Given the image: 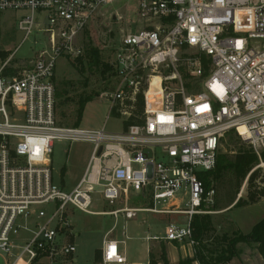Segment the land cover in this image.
<instances>
[{
	"label": "built area",
	"instance_id": "built-area-1",
	"mask_svg": "<svg viewBox=\"0 0 264 264\" xmlns=\"http://www.w3.org/2000/svg\"><path fill=\"white\" fill-rule=\"evenodd\" d=\"M113 1L0 0V12L26 11L16 24L22 41L34 31L51 40L50 55H33L30 67L4 75L7 62L0 66V255L10 264H52L73 254L69 207L115 221L120 213L184 214V224L168 222L162 235L144 239L186 242L192 264H205L193 258L191 220L209 212L202 205L213 202L214 190L205 191L197 173L214 168L230 131L261 160L248 174L264 165V0H131L136 27L112 46L116 85L99 96L132 123L119 131L58 124L56 59L82 53L78 36ZM139 92L141 115L132 112ZM55 140L92 143L68 190L52 181ZM132 193L149 205L128 206ZM93 195L112 207L92 210ZM48 204L49 212L41 207ZM124 242L105 234L100 264H127Z\"/></svg>",
	"mask_w": 264,
	"mask_h": 264
},
{
	"label": "rangeland",
	"instance_id": "rangeland-1",
	"mask_svg": "<svg viewBox=\"0 0 264 264\" xmlns=\"http://www.w3.org/2000/svg\"><path fill=\"white\" fill-rule=\"evenodd\" d=\"M135 4L131 0H115L101 7L99 15L84 29L78 36L77 44L83 50L89 45L97 47L102 56L107 59L112 58V46L114 45L120 33L128 31L136 27ZM26 13V11L6 10L0 12V50L8 51L5 60L0 59V66L6 63V66H11L17 70L30 67L32 65V56L35 52L33 45L34 34H31L26 40H23V32L16 27L18 18ZM41 19V15L36 13V21ZM38 32V31H35ZM4 36H10L8 42H3ZM84 77L89 78L86 90L94 89L99 93L104 91H112L117 81L116 77H111L108 72L104 75L99 70L78 72L70 61L65 57H58L55 64L54 79L56 84L63 80H72L76 82L77 90L83 89L81 81ZM74 108V104L66 106V111ZM110 102L106 98L99 95L94 96L88 101L83 109L79 128L82 129H98L105 124V129L108 131H119L123 128L124 116H118L109 110ZM72 121V118H71ZM70 122V121H69ZM68 121L63 122L69 124ZM241 143L244 146H249L246 141H243L236 133L225 134L221 140L218 151H222L232 156ZM92 150V143L89 141L76 140L65 141L55 140L53 142L51 159L52 181L65 189L72 188L81 178L86 167L88 158ZM262 161H264L262 159ZM261 163L259 160L258 164ZM137 168L138 165H133ZM264 169V165L261 166ZM232 175L228 174L224 179L214 182L213 186L215 194L213 202H206L202 206L211 215L212 228L202 245H205L206 250L203 254L214 255L220 247H224L221 242V236L226 234L228 237L234 233L247 234L253 224L264 218V196L250 201L244 206L232 207V196L234 201L238 198L247 200L248 188L244 182L239 187L238 191L233 195L231 182ZM240 196L238 197V194ZM94 203L91 209L108 210V203L100 200L98 195H93ZM148 198L137 196L132 193L128 206L141 207L147 206ZM52 205L41 206L47 212L50 211ZM122 206L118 204L117 207ZM183 206V204H182ZM212 209V210H211ZM69 219L71 231H66L65 234L68 242L75 244L76 251L68 256L56 257L52 264H100V260L95 262L93 252L95 248L100 247L102 231L109 229L115 218L112 215H91L81 212L75 208L69 207ZM186 216L184 214H153L139 212L132 219H125L123 214H118L115 221V226L112 228L111 235L117 239H124L127 261L148 263V253L158 258L161 248L165 252V257L171 264H176L179 261L190 262L191 247L186 242H168L164 239L146 240L147 235H162L164 226L168 222L184 224ZM71 232V234H70ZM74 233V235L72 234ZM125 234V236H124ZM21 237L28 236L25 232L20 233ZM199 248V244H196ZM235 255L228 261L222 264H264V260L258 253L256 244L249 241H238L234 244ZM209 251V252H208ZM12 258H6L0 255V264H10ZM46 259H40L41 264H46Z\"/></svg>",
	"mask_w": 264,
	"mask_h": 264
},
{
	"label": "trees",
	"instance_id": "trees-1",
	"mask_svg": "<svg viewBox=\"0 0 264 264\" xmlns=\"http://www.w3.org/2000/svg\"><path fill=\"white\" fill-rule=\"evenodd\" d=\"M10 36H4L2 38L3 42H8ZM8 55V51L3 49L0 50V59L5 60ZM72 66L80 72L81 74L85 71L99 70L101 74H108L114 76V67L112 64L111 56L105 59L100 50L92 45H89L82 53L72 59L67 58ZM202 61L205 62V58L202 55ZM17 71L16 68L11 66H5L2 70V74H14ZM186 76V75H184ZM89 78L84 77L81 84L83 89L80 91L77 90L76 82L72 80H63L58 84L55 83V113L57 122L63 126H73L77 127L85 104L90 101L94 96L99 95V91L94 89L86 90L84 87L87 86ZM74 104V108L70 111H66V106ZM143 110V96L142 93H138L136 96V101L132 112L141 115ZM72 118V121H71ZM70 121L69 124H64L63 122ZM141 120H137V123H140ZM132 123L131 119L129 121H124L123 128H126ZM233 133L230 131L227 134ZM235 133V132H234ZM261 159L264 160V151L260 154ZM259 160L257 155L252 151L248 146H244V143H241L237 150L233 153L232 156L228 155L225 152L218 151L216 155L215 166L211 170L200 171L197 173L198 178L203 182L205 191L209 189L214 190V182L220 181L225 178L226 175H232L233 181L232 189L233 195L238 191L241 184L246 180V186L248 188L247 200L238 198L234 201V196L231 198L233 203L232 207L244 206L248 202L255 201L264 196V169L257 168L253 170L250 174L249 171L258 164ZM212 210V209H211ZM192 227V237L196 244H199V248L196 244L194 247L195 254L193 258H197L205 264H222L230 260L235 255L234 244L238 241H249L256 244L258 253L261 255L264 260V218L257 221L247 234H236L233 236H227L223 234L221 242L224 247H220L218 251H215L214 255L210 252V255L203 254V251L206 250L205 245H202V242L208 238V234L212 228L211 215L208 213L204 214H195L191 220ZM209 252V251H208ZM101 258V250L95 249L93 259L95 262H98ZM192 258L190 259V262ZM188 261H179L176 264H188ZM147 264H171L165 257V252L163 247L161 248L159 257L156 258L152 254L148 253V263Z\"/></svg>",
	"mask_w": 264,
	"mask_h": 264
},
{
	"label": "bare ground",
	"instance_id": "bare-ground-1",
	"mask_svg": "<svg viewBox=\"0 0 264 264\" xmlns=\"http://www.w3.org/2000/svg\"><path fill=\"white\" fill-rule=\"evenodd\" d=\"M32 34L35 36L33 39V45L35 47L34 55L49 56L51 48V40L48 37L49 33L46 31H34Z\"/></svg>",
	"mask_w": 264,
	"mask_h": 264
},
{
	"label": "crops",
	"instance_id": "crops-1",
	"mask_svg": "<svg viewBox=\"0 0 264 264\" xmlns=\"http://www.w3.org/2000/svg\"><path fill=\"white\" fill-rule=\"evenodd\" d=\"M101 216H106V215H101ZM114 225H115V221L113 222L112 226H111L109 229H106V230H104V229L101 230V229H100V230H99V232L102 231V236H101V238H100V241L102 240V238H103V236H104L105 234H107V236H109V237H111V238L117 239L116 237H114V236L111 235V233L113 232V231H112V228L114 227ZM73 235H74V233H73ZM124 236H125V234H124ZM125 238H126V237H125ZM125 238H124V239H118V240H124V241H125ZM124 246H125V242H124V245H123V244H119L120 251H121V253L124 254L127 264H142L141 262H131V263H129V262L127 261L126 252H125V250H124ZM95 249H100V250H101V245H100V247H97V248H95ZM93 255H94V252H93ZM171 263H173V262H171Z\"/></svg>",
	"mask_w": 264,
	"mask_h": 264
}]
</instances>
